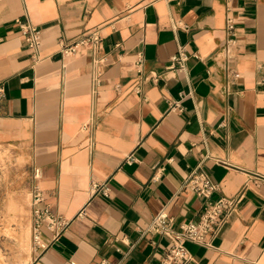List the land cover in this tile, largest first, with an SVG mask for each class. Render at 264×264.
I'll list each match as a JSON object with an SVG mask.
<instances>
[{
	"label": "crops",
	"instance_id": "0c3cea01",
	"mask_svg": "<svg viewBox=\"0 0 264 264\" xmlns=\"http://www.w3.org/2000/svg\"><path fill=\"white\" fill-rule=\"evenodd\" d=\"M94 28L95 49L61 52ZM0 141L26 146L68 223L33 264H160L170 240L148 226L199 221L205 199L183 187L197 168L212 199L243 196L209 246L185 244L190 264H264V0H0Z\"/></svg>",
	"mask_w": 264,
	"mask_h": 264
},
{
	"label": "built area",
	"instance_id": "2783aa9c",
	"mask_svg": "<svg viewBox=\"0 0 264 264\" xmlns=\"http://www.w3.org/2000/svg\"><path fill=\"white\" fill-rule=\"evenodd\" d=\"M20 26L27 46L36 53L41 44L40 30L28 21L22 22ZM225 30L228 38L224 45V54L227 59H231L233 56L232 50L235 47V27L232 19L226 20ZM100 41L99 32L94 28L65 44L63 43L61 52L66 55H73L83 46L95 49ZM188 57L185 48L180 47L177 54L171 58L172 65L170 68L175 69L174 64H179L180 67H183ZM141 62L142 58L139 60V64ZM237 76V74L232 75L233 78ZM95 83L97 84V81ZM40 178V169H34L31 190V219L33 245L38 256L47 248V240H45L47 232L51 233V238L54 240L63 234L68 227L67 221L52 210L50 204L46 201L45 193L33 182V180ZM254 179L264 182V177L261 176H254ZM183 187L203 197L205 199L204 208L198 222L182 224L179 230L171 228L172 218L165 210L153 218L147 231L167 236L170 240L160 264H190L192 258L185 244L192 242L201 246H209L211 243L209 238H214L227 219L237 212L243 196V193H239L232 197L221 196L217 199H212L213 194L219 191V187L200 168L193 170L189 174ZM92 189L94 193H101L104 196L108 195V188L105 184L93 183ZM101 264L107 263L103 261Z\"/></svg>",
	"mask_w": 264,
	"mask_h": 264
},
{
	"label": "rangeland",
	"instance_id": "374dc122",
	"mask_svg": "<svg viewBox=\"0 0 264 264\" xmlns=\"http://www.w3.org/2000/svg\"><path fill=\"white\" fill-rule=\"evenodd\" d=\"M33 170L25 145L0 141V264H33Z\"/></svg>",
	"mask_w": 264,
	"mask_h": 264
}]
</instances>
